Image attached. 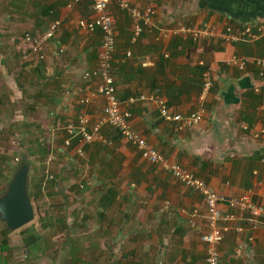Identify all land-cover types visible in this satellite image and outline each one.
<instances>
[{
  "label": "crops",
  "instance_id": "1",
  "mask_svg": "<svg viewBox=\"0 0 264 264\" xmlns=\"http://www.w3.org/2000/svg\"><path fill=\"white\" fill-rule=\"evenodd\" d=\"M131 1L152 13L134 43L132 18L112 6L117 26L112 69L121 100L158 95L173 113L185 116L200 107L205 68L213 79L198 125L178 129L177 122L160 116L158 105L142 101L131 107L133 126L167 159L227 198L247 194L264 204V107L262 95L252 90L253 83L262 82L260 70L252 62L243 70L228 64L233 55L264 57V37L195 42L179 32L181 25L210 24L220 33L264 21V0ZM94 16L92 0H0V153L5 154L0 166L10 164V158L3 160L6 155L26 154L12 143L20 133L34 151L29 193L35 209V219L17 231H7L0 220V264H199L206 257L201 233L208 229L199 191L144 159L108 127L102 133L111 143L74 138L65 145L67 134L58 119L64 125L86 112L94 124L106 105L102 95L87 106L72 103L66 90L86 85L97 90L100 84L82 78V71L98 65L102 37L79 22ZM55 21L61 22L55 38L34 66L11 39L46 33ZM17 108L21 118H15ZM48 154L55 178L44 187ZM220 208L239 212L226 203ZM260 220L256 228L246 220L228 223L221 245L225 261L264 264V215Z\"/></svg>",
  "mask_w": 264,
  "mask_h": 264
},
{
  "label": "built area",
  "instance_id": "2",
  "mask_svg": "<svg viewBox=\"0 0 264 264\" xmlns=\"http://www.w3.org/2000/svg\"><path fill=\"white\" fill-rule=\"evenodd\" d=\"M80 0H72L77 3ZM95 17L93 19H81L79 25L81 28L90 32L100 30L102 33V44L98 55V66L93 70L82 71V78L86 81L98 79L100 84L97 90H92L86 85L85 87H69L67 94L72 103L82 106L90 105L98 95L105 98L106 105L103 115L94 124L90 123L89 116L86 112H81L76 120L69 119L62 125L61 119H58V125L63 128L67 134L65 141L66 147L71 146L72 140L78 139V142L92 143L95 139L111 143L112 140L102 133L104 127H108L116 131L123 139L132 143L140 152L144 159L159 165L165 171L169 172L173 177L184 183L186 186L199 191L204 198L207 209L208 229L201 233V239L206 245V257L199 264H231L225 261L221 253V245L225 239L227 231H229V222L238 220H246L251 228H256L261 224L260 216L264 215V204L255 201L249 195L237 197H229L222 195L211 184L204 179L194 175L190 170L184 168L179 163L170 161L157 149H155L147 139L132 124L131 107L138 102L150 101L158 105L160 116L166 121L177 122L178 129L194 127L203 121L206 108L204 101L207 99L212 87L213 79L211 71L205 68L202 73V89L199 95L200 107L195 112L188 115L173 113L166 101L158 95H139L121 100L118 96V89L115 84L113 75V53L116 50L117 29L115 25V17L112 6L116 5L120 10L126 11L133 20L132 41L135 43L143 32V20H149L152 10L143 9L133 5L131 0H92ZM61 22L55 21L50 25L46 33H24L19 36L12 37L11 42L22 53L23 58L36 66L46 57V48L50 41L55 38L56 32ZM179 32L186 37H191L195 42L203 38L216 37L230 43L237 42H254L264 36V21L253 24L243 25L240 28L228 26L226 30L218 33L216 28L210 24L203 26H187L181 25ZM59 53L64 52L63 45H57ZM131 52H127L129 57ZM254 63L260 70L259 75L262 82L253 83L252 90L262 95L261 105L264 107V57L260 56H239L233 55L228 64L235 65L239 69H245L248 63ZM264 121V118H263ZM92 126V127H91ZM264 133V131H263ZM260 134L256 133V136ZM16 144V140H12ZM77 153L85 156L82 147H78ZM19 160V158H16ZM52 158L48 157L45 162V181L54 180V174L50 170ZM221 203H226L232 209H239L238 213H224L220 208ZM168 205L169 202H166ZM194 226L195 223L191 221ZM227 224V225H226Z\"/></svg>",
  "mask_w": 264,
  "mask_h": 264
},
{
  "label": "water",
  "instance_id": "3",
  "mask_svg": "<svg viewBox=\"0 0 264 264\" xmlns=\"http://www.w3.org/2000/svg\"><path fill=\"white\" fill-rule=\"evenodd\" d=\"M30 152L11 176L6 189L0 194V220L10 231H17L35 219V209L29 195Z\"/></svg>",
  "mask_w": 264,
  "mask_h": 264
},
{
  "label": "rangeland",
  "instance_id": "4",
  "mask_svg": "<svg viewBox=\"0 0 264 264\" xmlns=\"http://www.w3.org/2000/svg\"><path fill=\"white\" fill-rule=\"evenodd\" d=\"M20 111H21V109L20 108H17L15 118H21V117H18V116H21V112ZM12 146H13V144H12ZM0 155H5V154H1L0 153ZM17 156H18L17 154H12V155H10V157H7V155H6L3 158V160H6V159H9L10 158V162H9L10 164L9 165L6 164L7 165V166H5L6 168L2 167V165L0 166V168H1L0 169V192L3 191V188L4 187L6 189L7 184H8V182L11 179V176L13 175V173L15 172V170L18 168V166L22 162V158L19 157V160L16 159ZM1 162H3V161H1Z\"/></svg>",
  "mask_w": 264,
  "mask_h": 264
},
{
  "label": "trees",
  "instance_id": "5",
  "mask_svg": "<svg viewBox=\"0 0 264 264\" xmlns=\"http://www.w3.org/2000/svg\"><path fill=\"white\" fill-rule=\"evenodd\" d=\"M97 66L95 67V69L97 68ZM115 83H116V81H115ZM15 122H17V121L15 120ZM1 130H2V128H1ZM12 138L16 140V144H14V145L17 146V148H19V149H25V150L27 149V151H29L31 155H34L33 149L31 147H28L27 144H26V142L24 143V141L21 138L20 133H14V136ZM43 151H45V154L44 155H46V149H43ZM48 156H49V154L47 155L46 160L48 159ZM46 160H45V162H46ZM44 170H45V167H44ZM29 195H30V193H29ZM7 231H9V230L7 229Z\"/></svg>",
  "mask_w": 264,
  "mask_h": 264
},
{
  "label": "clouds",
  "instance_id": "6",
  "mask_svg": "<svg viewBox=\"0 0 264 264\" xmlns=\"http://www.w3.org/2000/svg\"><path fill=\"white\" fill-rule=\"evenodd\" d=\"M121 11H122V10H121ZM125 12H126V11H125ZM94 14H95V12H94ZM113 14H114V12H113ZM129 16H130V15H129ZM94 17H95V16H94ZM94 17H93V18H94ZM114 17H115V15H114ZM93 18H92V19H93ZM115 25H116V19H115ZM241 27H242V26H241ZM116 29H117V26H116ZM99 31H100V30H99ZM100 32H101V31H100ZM101 37H102V33H101ZM263 37H264V36H263ZM261 38H262V37H261ZM261 38H260V39H261ZM116 42H117V40H116ZM101 44H102V42H101ZM98 55H99V54H98ZM115 84H116V83H115ZM136 96H139V95H136ZM131 97H134V96H131ZM261 100H262V99H261ZM77 140H78V139H77Z\"/></svg>",
  "mask_w": 264,
  "mask_h": 264
}]
</instances>
